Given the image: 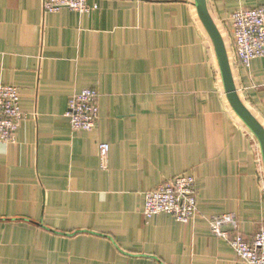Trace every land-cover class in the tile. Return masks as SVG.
<instances>
[{"label":"crops","instance_id":"crops-1","mask_svg":"<svg viewBox=\"0 0 264 264\" xmlns=\"http://www.w3.org/2000/svg\"><path fill=\"white\" fill-rule=\"evenodd\" d=\"M44 13L0 0V84L28 115L0 142V264H243L204 217L233 213L251 243L264 225L259 145L225 98L194 0H87ZM238 96L264 128V62L236 61L232 13L264 0H206ZM99 94L91 132L72 131L70 97ZM109 145L100 166L98 144ZM192 176L191 223L148 220L144 193Z\"/></svg>","mask_w":264,"mask_h":264},{"label":"built area","instance_id":"built-area-1","mask_svg":"<svg viewBox=\"0 0 264 264\" xmlns=\"http://www.w3.org/2000/svg\"><path fill=\"white\" fill-rule=\"evenodd\" d=\"M44 13H53L62 8L77 13L89 14L96 10L87 0H41ZM231 47L236 61L244 69L254 59L264 62V6L239 9L232 13L229 21ZM99 94L95 88H85L74 93L68 102L65 117L72 131L91 132L99 117ZM19 104L18 88L0 84V142L12 143L19 124L27 120ZM109 145L98 144L100 166H108ZM196 186L192 176L179 175L165 181L153 190L144 193L142 214L148 220L159 214H167L181 223H191L197 213ZM211 234L232 249L243 264H264V225L248 243L238 230L235 214L204 217Z\"/></svg>","mask_w":264,"mask_h":264},{"label":"water","instance_id":"water-1","mask_svg":"<svg viewBox=\"0 0 264 264\" xmlns=\"http://www.w3.org/2000/svg\"><path fill=\"white\" fill-rule=\"evenodd\" d=\"M194 5L197 16L212 43L227 103L235 116L256 139L264 171V128L244 106L238 96L226 46L221 33L209 15L206 0H194Z\"/></svg>","mask_w":264,"mask_h":264}]
</instances>
